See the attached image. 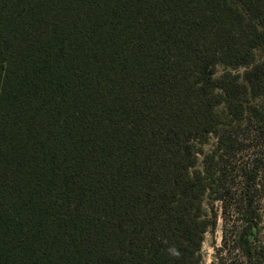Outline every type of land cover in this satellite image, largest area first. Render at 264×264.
Segmentation results:
<instances>
[{
	"label": "trees",
	"instance_id": "trees-1",
	"mask_svg": "<svg viewBox=\"0 0 264 264\" xmlns=\"http://www.w3.org/2000/svg\"><path fill=\"white\" fill-rule=\"evenodd\" d=\"M215 204L258 259L264 0H0V264H202Z\"/></svg>",
	"mask_w": 264,
	"mask_h": 264
},
{
	"label": "rangeland",
	"instance_id": "rangeland-1",
	"mask_svg": "<svg viewBox=\"0 0 264 264\" xmlns=\"http://www.w3.org/2000/svg\"><path fill=\"white\" fill-rule=\"evenodd\" d=\"M257 57H259V53H257ZM222 71L223 67L217 66L215 69L216 76ZM241 71L242 69H239V72ZM214 141L213 137L207 138L201 145V150L204 153H209L214 147ZM238 152H241V150ZM251 153L254 154V151H242L241 155L237 156L234 159V162L227 163L223 170L224 178H226L224 181L227 183V186L232 193L238 191L240 185L238 175L232 173L231 169L233 170L237 166L247 164ZM201 161L202 156L200 155L198 163L200 169ZM231 204H233L232 201ZM215 207L218 214L217 223L214 230L207 231L204 234L200 250L202 264H264V218H262L259 224V233L257 236L259 242L258 246L261 249L262 256L259 255L258 259L252 261L253 263H249L243 259L235 241L236 236L241 229L239 215L233 212V210H230L228 215L224 217L219 209V204H215ZM224 218L226 219L224 220Z\"/></svg>",
	"mask_w": 264,
	"mask_h": 264
}]
</instances>
